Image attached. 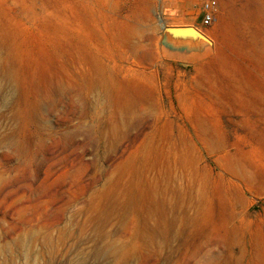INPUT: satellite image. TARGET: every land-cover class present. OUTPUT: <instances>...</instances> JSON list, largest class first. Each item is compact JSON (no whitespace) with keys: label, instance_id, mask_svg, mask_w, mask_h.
I'll return each mask as SVG.
<instances>
[{"label":"rangeland","instance_id":"rangeland-1","mask_svg":"<svg viewBox=\"0 0 264 264\" xmlns=\"http://www.w3.org/2000/svg\"><path fill=\"white\" fill-rule=\"evenodd\" d=\"M190 1L0 0V264H264V0Z\"/></svg>","mask_w":264,"mask_h":264},{"label":"water","instance_id":"water-1","mask_svg":"<svg viewBox=\"0 0 264 264\" xmlns=\"http://www.w3.org/2000/svg\"><path fill=\"white\" fill-rule=\"evenodd\" d=\"M160 31L175 43H199L205 40L203 34L192 27H160Z\"/></svg>","mask_w":264,"mask_h":264},{"label":"built area","instance_id":"built-area-1","mask_svg":"<svg viewBox=\"0 0 264 264\" xmlns=\"http://www.w3.org/2000/svg\"><path fill=\"white\" fill-rule=\"evenodd\" d=\"M216 10V3L215 1H208L202 7V19H201V26L208 27L211 25Z\"/></svg>","mask_w":264,"mask_h":264},{"label":"crops","instance_id":"crops-1","mask_svg":"<svg viewBox=\"0 0 264 264\" xmlns=\"http://www.w3.org/2000/svg\"><path fill=\"white\" fill-rule=\"evenodd\" d=\"M190 3H192V1L184 0V3L181 5H179L177 3H173V4L169 5L168 6L169 7L168 13H169L170 17L179 18L180 14L184 15V13L186 11H188Z\"/></svg>","mask_w":264,"mask_h":264},{"label":"bare ground","instance_id":"bare-ground-1","mask_svg":"<svg viewBox=\"0 0 264 264\" xmlns=\"http://www.w3.org/2000/svg\"><path fill=\"white\" fill-rule=\"evenodd\" d=\"M202 41H204V40H202Z\"/></svg>","mask_w":264,"mask_h":264}]
</instances>
